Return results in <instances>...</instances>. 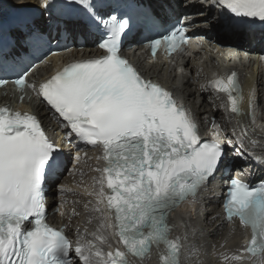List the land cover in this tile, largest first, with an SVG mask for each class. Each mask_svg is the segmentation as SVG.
Masks as SVG:
<instances>
[{
  "label": "snow or ice",
  "instance_id": "1",
  "mask_svg": "<svg viewBox=\"0 0 264 264\" xmlns=\"http://www.w3.org/2000/svg\"><path fill=\"white\" fill-rule=\"evenodd\" d=\"M192 2L204 5L205 0ZM207 3L231 15L214 18L210 11L202 12L205 24L230 30L235 18L264 22V0ZM66 6L72 12L66 19H57L56 27L67 32L83 27L89 33L102 29L98 47L105 54L68 64L38 86L27 82V70L14 83L21 90L31 88L58 114L69 143L76 139L102 150L97 159L104 162L103 167L95 169L101 173L96 181L97 203H106L114 219L108 226L122 247L105 254L92 241L78 239L73 246L63 229L46 222L43 185L61 166L59 145L49 139L36 115L4 107L0 108V264H74L73 252L77 264H131L129 256L143 259L153 246L159 250L161 264H181L183 245L180 237L169 239V215L182 201L195 199L214 177L223 163L225 146L202 140L195 118L173 94L145 79L120 55L130 18L102 14L97 0H66ZM42 7L52 9V0H43ZM157 20L145 14L146 25L156 33L148 38L153 55L162 45L166 52L176 51L190 38L188 27L195 23L178 21L169 28ZM37 31L33 27L19 38L27 41ZM7 83L0 79V85ZM211 87L226 95L231 113L242 115L243 97L235 72L217 78ZM59 191L70 189L61 186ZM224 207L229 220L238 217L251 228L246 250L264 258V183L250 186L230 178ZM96 239L106 241L103 235Z\"/></svg>",
  "mask_w": 264,
  "mask_h": 264
},
{
  "label": "bare ground",
  "instance_id": "2",
  "mask_svg": "<svg viewBox=\"0 0 264 264\" xmlns=\"http://www.w3.org/2000/svg\"><path fill=\"white\" fill-rule=\"evenodd\" d=\"M223 55L224 56L220 57L222 63L219 64V62H216L213 64V67H219L225 63L234 65L238 64L244 67L251 66V63L249 62L242 63L236 59L234 60V58L231 56L226 54ZM211 68L212 67L209 65H203L195 69L196 77H199L201 84H203V88L201 89L202 93L207 89L206 81L208 79V74L211 72ZM168 80L170 82H175L177 79L173 76H170ZM186 80L187 76H182L180 85H187L188 83ZM207 97L211 102L210 98L212 95L208 94ZM213 97L217 98V100L214 102V108L219 111L220 116L224 120L225 131L228 136L233 139V148L236 150L239 149V151H244L247 147L249 148L251 146L252 148H256L258 145L257 149H261L262 146H260L258 143L264 145V131H259V138H257L255 134L251 132V130L256 132V129L253 125L245 128L242 125L234 124L233 121L222 111L218 97ZM239 151L237 150V152ZM93 155V152H90L86 160L85 157H83V161L85 160L84 165L80 167V170L83 172V174L80 175L77 173L74 176L75 182L78 177L83 179V177L86 176L84 181L85 184L90 187V189L96 186V181L98 180V173L95 170L97 167L93 163ZM249 166L254 169V167L258 165L256 163H250ZM86 170H88V173ZM77 198L79 199L75 201V206H71L69 204L67 208L69 213L68 219H80L79 224L77 225L78 228L75 230L79 237L89 236V240H97V235H103L106 237L105 242H107L109 240V236L107 234L108 227L106 225L107 220L105 217L107 213L103 210L102 205L100 203L95 204V207L90 209L88 197ZM208 202L209 200H207V203ZM207 203L203 202L200 205L198 203L191 204L190 210L193 214H179L176 216V222H173L174 231H178V233L174 234L172 237H174V240L177 237H180L183 248L187 252V254L186 252H183V263L235 264L236 261L239 264L241 262L247 261V253L245 251L246 240H242V237L248 233L247 228L245 229L243 226L234 224L236 222H232L226 226H223L221 221L222 217H219L220 208L215 206L216 203ZM204 206L207 207L204 208ZM97 208H99V211H96ZM185 237H187V239H185ZM189 246H192L195 251H190ZM154 250L155 253L159 255V250L156 247ZM235 256H239L241 259H233ZM152 261V259L147 261L145 260L141 261L140 264H153Z\"/></svg>",
  "mask_w": 264,
  "mask_h": 264
},
{
  "label": "rangeland",
  "instance_id": "3",
  "mask_svg": "<svg viewBox=\"0 0 264 264\" xmlns=\"http://www.w3.org/2000/svg\"><path fill=\"white\" fill-rule=\"evenodd\" d=\"M25 1H27V0H25Z\"/></svg>",
  "mask_w": 264,
  "mask_h": 264
}]
</instances>
